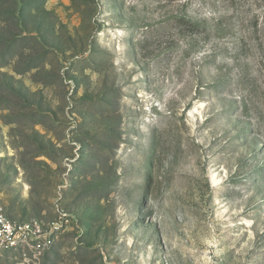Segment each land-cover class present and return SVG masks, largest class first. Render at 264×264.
<instances>
[{
	"label": "rangeland",
	"instance_id": "374dc122",
	"mask_svg": "<svg viewBox=\"0 0 264 264\" xmlns=\"http://www.w3.org/2000/svg\"><path fill=\"white\" fill-rule=\"evenodd\" d=\"M0 205L72 219L0 264H264V0H0Z\"/></svg>",
	"mask_w": 264,
	"mask_h": 264
},
{
	"label": "built area",
	"instance_id": "2783aa9c",
	"mask_svg": "<svg viewBox=\"0 0 264 264\" xmlns=\"http://www.w3.org/2000/svg\"><path fill=\"white\" fill-rule=\"evenodd\" d=\"M71 216L60 207L52 220H11L0 205V258L19 253L33 262L47 253L71 226Z\"/></svg>",
	"mask_w": 264,
	"mask_h": 264
}]
</instances>
